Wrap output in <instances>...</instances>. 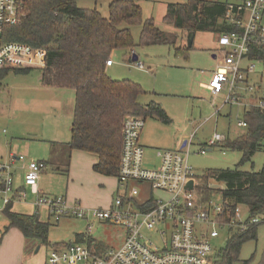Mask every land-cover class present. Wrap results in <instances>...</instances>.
Listing matches in <instances>:
<instances>
[{
	"label": "trees",
	"instance_id": "1",
	"mask_svg": "<svg viewBox=\"0 0 264 264\" xmlns=\"http://www.w3.org/2000/svg\"><path fill=\"white\" fill-rule=\"evenodd\" d=\"M78 1L26 0L25 18L20 25L4 29L0 44L16 43L44 51L41 85L74 92L69 142L51 143L53 152L61 148L67 154L66 167L71 151L89 152L98 156V163L93 166L95 173L116 177L125 118H155L164 124L170 120L158 104L143 106L139 103V98L145 95L140 85L110 79L105 73L106 62L116 50H123L126 61L131 62L135 47L174 48L178 36L158 29L152 18L142 21L140 4L145 0H108V17H103L96 8H79ZM226 12L225 0H187L184 4H168L162 22L186 34L211 32L221 36L232 31L240 32L241 29L227 22ZM122 25L127 27L121 28ZM134 25L141 26L137 45L133 43L129 28ZM189 50L183 47L175 52L186 54ZM249 59L264 61V48L254 47ZM29 70L13 72L26 74ZM9 72L0 70V82ZM242 118L246 123L244 133L226 139L220 145L241 153L238 165L235 169L205 171L198 177L195 200L203 205L219 196L225 210L224 219L231 218L235 209L243 206L248 219L258 217L264 220V166L257 173L238 170L251 161L264 141V111L245 109ZM211 180L220 184L222 189H215ZM3 216L8 221L5 232L16 229L26 240L49 247L51 224L40 222L36 214L12 212V203L5 207ZM259 225H251L243 232L231 230L224 247L214 252L211 264H236L242 246L256 240Z\"/></svg>",
	"mask_w": 264,
	"mask_h": 264
},
{
	"label": "rangeland",
	"instance_id": "2",
	"mask_svg": "<svg viewBox=\"0 0 264 264\" xmlns=\"http://www.w3.org/2000/svg\"><path fill=\"white\" fill-rule=\"evenodd\" d=\"M187 0H145L141 2L142 21L152 18L155 26L161 31L178 33V30L165 25L162 18L168 4H184ZM224 1V0H220ZM108 0L97 3L93 0H79V8H96L103 17H108ZM122 25L121 28H126ZM133 43L138 44L141 31L140 25L129 27ZM186 33L182 32L180 40L181 48L185 46ZM178 38H181L178 35ZM215 35L211 32L197 33L192 49L184 53H174L172 47L149 46L146 48L135 47L133 53L138 61L127 62L123 50L114 51L110 60L113 66L106 69V74L112 79H127L139 84L146 94L141 104L151 101L158 103L171 118L169 126H162L152 119L145 121L144 132L167 141L173 133L182 134L186 139L194 133L195 139L190 148L188 163L196 175H202L207 170L235 169L241 159L239 151L214 148L205 155L196 154L200 142L209 141L217 133L229 138L241 136L244 130L237 127V121L241 119V109L236 106L224 105V95L214 97L205 92L200 82L208 84L210 72L215 71L219 61L212 59V49ZM213 48V47H212ZM137 63L143 65L136 67ZM253 64L255 72L248 77L249 84L260 88L257 97L264 93V61ZM246 65L243 62V67ZM41 71L29 70L26 74H14L10 72L0 82V158L10 152H16L22 160L19 164H27L29 161H48V142L57 139V142H68L70 139L68 109L62 111L54 101H59L51 91H71L40 87ZM207 80V81H206ZM256 96V95H255ZM256 97V98H257ZM258 99V98H257ZM63 100V99H61ZM215 109H219L218 116L210 117ZM210 119V120H209ZM56 132V133H55ZM160 136V137H159ZM54 141V140H53ZM192 153V154H191ZM157 163L155 153L151 149L144 152V164L148 168ZM80 164V163H79ZM19 165H16L18 167ZM264 166V141L261 147L253 155L251 161L238 168L241 172L257 173ZM78 180L83 184L81 188L74 187L71 196L77 198L82 206L87 207L97 199L103 197L100 184L90 172H84L83 168L76 165L74 168ZM89 174V175H88ZM44 181L45 192L49 195L60 196L65 191L66 177L55 173L49 166ZM99 184V185H98ZM215 189H222L220 184L212 183ZM24 201L13 203L12 212L22 215H33L35 211L30 204L34 200L29 190ZM218 201V197H216ZM72 201V200H71ZM74 201V200H73ZM242 218L247 216V210L243 206L238 207ZM41 222H47L44 210L39 214ZM6 223L5 218L0 219V226ZM48 233L50 244L68 243L73 239L74 233L84 231V223L79 220L61 221L56 224L51 222ZM122 229L114 226L95 227L92 235L102 237L109 247H116L122 237ZM226 238L212 241L216 250L224 247ZM36 243L24 240L16 230H10L3 236L0 242V264H41L49 249L41 246L36 253ZM52 246V245H50ZM264 264V223L257 229L256 240L246 242L240 251L239 261L236 264Z\"/></svg>",
	"mask_w": 264,
	"mask_h": 264
},
{
	"label": "built area",
	"instance_id": "3",
	"mask_svg": "<svg viewBox=\"0 0 264 264\" xmlns=\"http://www.w3.org/2000/svg\"><path fill=\"white\" fill-rule=\"evenodd\" d=\"M26 0H0V38L6 27H15L25 18ZM226 20L241 29L218 36L217 46L222 52V66L210 77L206 88L215 97L222 93L224 105L264 111V100L255 96V85L248 84V77L255 72L253 64L262 60H250L254 47L264 48V0H225ZM45 52L33 50L22 44L0 45V70L6 68H42ZM247 64L243 67V62ZM111 60L106 66L111 65ZM136 67L142 68L137 63ZM251 98V99H244ZM215 109L212 117L218 116ZM145 125L142 117H126L121 132V152L117 180L125 191L129 182L144 183L152 193L147 203L137 207L138 190L117 195L109 207L89 209L79 201L68 202L62 196H40L36 189L40 174L46 166L32 161L23 177L24 186L35 195V208L44 207L49 218L58 223L62 219L79 220L85 225V237L89 238L96 225L122 229V237L116 247H108L97 254L86 245L67 243L51 250L46 264H211L216 249L212 241L231 230L245 231L261 218H242L237 208L231 218L224 219L222 199L209 200L199 205L194 190L198 176L188 163L189 145L184 151H157L158 166L144 167V148L139 142ZM238 127L246 123L238 121ZM225 138L215 133L199 154L205 155L207 147L222 144ZM13 171L8 163H0V218L3 209L13 199ZM191 182L192 188L186 186ZM164 196V197H163ZM22 200L21 195H16Z\"/></svg>",
	"mask_w": 264,
	"mask_h": 264
},
{
	"label": "crops",
	"instance_id": "4",
	"mask_svg": "<svg viewBox=\"0 0 264 264\" xmlns=\"http://www.w3.org/2000/svg\"><path fill=\"white\" fill-rule=\"evenodd\" d=\"M226 14H227V12H226ZM197 33H204V32H197ZM197 33H194V37H193V41H192V46H193V42L195 40V36H196ZM175 34H178V35L181 36L182 32L178 31V33H175ZM187 36H188V34H186L183 37L185 39V46H186V48H188L187 47ZM215 36H216L215 37V42H214V45L212 46L213 48L211 47L209 50L211 51V49H212V53H213L212 54V59H214V60H217L218 59L217 53L220 56L219 61H218L217 65H216V67H215V70H216L218 67L222 66V52H221L220 48H218V46H217V38H218V36L217 35H215ZM181 39H182V36H181V38H178L177 39L176 44H175V47L173 48L174 49V53H177V52H175L176 49L181 48V43H180V40ZM192 46L190 47V49H192ZM134 56L137 57L135 54L133 55V57ZM137 61H138V57H137ZM131 62H132V60H131ZM133 63H135V62H133ZM245 63L247 64V61ZM112 66H113V62L111 63L110 66H106L105 67V73H106V69H109ZM42 68H27V69L41 71ZM6 69L9 70L12 73H14L13 72L14 70H25V69H16V68H6ZM213 72L214 71H211L210 72V76H211V74ZM109 78L112 79L111 77H109ZM112 80H114V81H122V80H127V79H112ZM128 81H130V80H128ZM133 83H135V82H133ZM205 83L206 82H200V86L202 87V89L205 92H207L210 95H212L210 93V91L206 88V85L207 84H205ZM135 84H137V83H135ZM248 84H249V82H248ZM251 85H254V84H251ZM40 87L42 88L43 86L40 85ZM255 87H256L255 95L257 97L258 92H260V88L257 87V86H255ZM51 92H60V93H53L55 97H58L60 99L59 101L56 100L54 102H55V104L57 105V107L61 111L64 108H67L68 109V113H69V115H68V118H69L68 127H69V132H70L71 117H72V111H73V105H74V92L73 91H51ZM144 92H145V90H144ZM145 94H146V92H145ZM144 96H142V97L139 98V103L140 104H141V100H142V98H144ZM219 96H221V95H218V96H215V97H219ZM257 98L264 100V93L262 94V97H259L258 96ZM61 99H63V100H61ZM244 99H251V98H244ZM149 103H155V102L151 101ZM149 103L144 104V105L141 104V105L145 106V105H148ZM155 104H158V103H155ZM236 107H238V106H236ZM238 108L241 109V119H239L238 121H243L244 122V120L242 118V114H243V111L245 110V108H243V107H238ZM164 112H165V110H164ZM166 115L168 116L167 113H166ZM168 118L170 120V122L168 124H164V123L160 122L159 120H157L155 118H150V119L155 120L156 122H158L162 126H169V125H171L172 120H171V118L169 116H168ZM211 118H214V117L211 116L210 119ZM147 119H149V118H147ZM238 121H237V123H238ZM238 128H241V129H243L245 131V128L246 127L245 128L244 127H238ZM143 129H144V127H143ZM143 129H142L141 134H140L139 142L142 145V147L144 148V152H145L146 149L153 150L154 153H155V157L157 159V163L154 164V165H152L150 167V169L156 168L158 166V158L156 156L157 151H165V150H168V151H184L185 148L187 147V140H189V139H191V143H190L189 148H188L189 149V155H190V148L193 145V141L195 139L194 133L192 134V136L190 135V137L187 138V139H186L185 134L184 135H182V134L177 135L176 133H173V135L167 141H162L161 138H156L155 136H153L151 134H148L146 131L144 132ZM223 137L225 138V140L226 139H234V138H229L226 135H223ZM235 138H236V136H235ZM55 140H57V139L54 138V139H52L51 142H48V147H49L48 148V161H44V160H38L37 161V162H44L46 164V168L40 174L39 179L37 181V186H36V189H37L38 194L40 196L56 197V195H54V196L53 195H49L48 193L45 192V189H44V188H46V185L44 183V181L46 179L45 175H46L47 169L50 166L51 169H53L55 171V173H59L61 175L63 174V176H65L66 179H67L66 184H65V191L60 196L64 197L70 203L73 202V200L74 201H78L77 198H74L73 196H71V191H72V189L74 187L81 188L82 185H83L78 180V178H77V176H79V175H76V173L74 172L75 166L76 165H79L81 168H83V171L84 172H87V173L90 172V174L94 175V178L97 179L98 183L100 184V188H101V190H102V192L104 194L102 198L97 199L92 204H90L88 207H87V205L86 206H83L85 208H89V209L107 208V207L110 206V204L112 203L113 199L117 195H121L122 193L123 194L124 193H127L128 194L129 191L132 188H136L138 190V195L135 198V205L137 207H139L142 204L147 203L148 200L151 197H153V198L154 197L156 198V197H159V196L162 197V195L159 194V193H152L150 191L149 186L146 185V184H144V183L129 182V183L126 184L125 191H123V189L119 187V183H118V180H117V176L116 177L103 176V175L98 174V173H95L93 171V166L98 163V156L95 155V154L89 153V152H82V151H78V150L71 151L70 157H69V162H68V167H66L67 154L65 153L64 150L62 151L61 148H56L54 150V152H53V150L51 148V143H59V144H62V143H67V142H57ZM183 143H184V147L181 148ZM207 143H208L207 140L206 141H203V142H200V147H201L200 149L205 148L206 145H207ZM220 145L221 144L215 145L213 147H207L206 154L212 152V149H214V148H221ZM200 149H199V151H200ZM221 149H224V148H221ZM224 150H226V149H224ZM199 151L196 154H199ZM189 155H188V157H189ZM21 160H22L21 156L17 155L15 151L14 152H10L9 151L5 155L4 158H0V163L4 162V163L10 164V166L12 167L13 174H14L13 175L14 176V178H13V189H14V192H13V199L11 200V203L12 204L14 202L15 203H17V202H20L21 203L22 201H24V199L17 200L16 195H21L22 198H25L26 197L27 190L30 191L29 188H27V187L24 186L23 177H24V174H25L27 165L30 162H32L33 160L29 161L27 164H19L21 162ZM187 160H188V158H187ZM16 165H19V166L16 167ZM144 167H146L145 164H144ZM197 176L199 177L200 175H197ZM212 183H214V182H212V180H211L210 181V184H212ZM31 194H32V192H31ZM32 195L34 197V200L30 204V206L35 211L34 214H36L38 216V219H39V214H40L41 210H44L45 213H46V215H47V222H42V223H49L50 224V221L53 222L49 218L48 211H47L46 208H44V207L35 208V206H34L35 195L34 194H32ZM216 197H218V199L220 198L219 196H215V197L211 198L210 200L211 201H214V202H218L216 200ZM0 207H1V203H0ZM4 209H3V211H4ZM2 218H5L3 216V212H2V216H1L0 219H2ZM5 220H6V218H5ZM61 221L67 222V221H73V219H62L58 223H60ZM53 223H55V222H53ZM58 223H56V224H58ZM262 223H264V220L263 219H262V222L259 223V224H262ZM7 226H8V221L7 220H6V223H4V224H2L0 226V242H1L2 238H3V236L6 235L10 230H16V229H10L7 232H5V229H6ZM99 226L100 225H96V227H99ZM100 227H104V226H100ZM16 231H18V230H16ZM21 236H22V234H21ZM221 237H223V238L225 237L226 238V241L229 238V236H228L227 233H222L217 240L220 241ZM23 239L26 240L24 237H23ZM226 241H225V243H226ZM68 243H79V244H82V245H86L88 248H90L93 252H96L97 254L104 252L109 247L108 242L106 244L105 240L102 237H96V236H93L91 234L89 238H86L85 237V225H84V231L83 232L81 231V232L74 233L73 239L71 241H68ZM64 244H67V243L50 244V242H49V247H45V246H43V247H45L46 249H49L48 251L50 253L51 250H54L56 248L58 249L60 246L62 247V245H64ZM36 245H37L36 246L37 247L36 253H37V251H39V249L41 248V246L38 245L37 243H36ZM50 245H52V246H50ZM214 248L216 249V247H214ZM219 249H221V248H219ZM1 251H0V259H1V254H2ZM49 253L47 255H45V258L43 260V263H41V264H46L47 263V259H48Z\"/></svg>",
	"mask_w": 264,
	"mask_h": 264
},
{
	"label": "water",
	"instance_id": "5",
	"mask_svg": "<svg viewBox=\"0 0 264 264\" xmlns=\"http://www.w3.org/2000/svg\"><path fill=\"white\" fill-rule=\"evenodd\" d=\"M193 37H194V33H189L188 36H187V47L190 48L192 46V41H193ZM137 61V57H133L132 58V62H136ZM184 147V143L182 144V147ZM188 189H191L192 188V183L189 182L186 186Z\"/></svg>",
	"mask_w": 264,
	"mask_h": 264
}]
</instances>
